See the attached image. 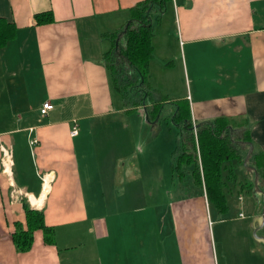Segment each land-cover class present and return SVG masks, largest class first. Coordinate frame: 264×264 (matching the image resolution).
<instances>
[{
  "label": "crops",
  "instance_id": "1",
  "mask_svg": "<svg viewBox=\"0 0 264 264\" xmlns=\"http://www.w3.org/2000/svg\"><path fill=\"white\" fill-rule=\"evenodd\" d=\"M141 1L0 0V17L16 26L0 47V264H264L258 190L251 199L239 194L224 213L194 185L195 192L168 191L166 203L144 207L136 204L138 177L130 207H121L124 177L101 174L105 165L113 169L111 149L135 146L129 124L107 126L104 119L131 110L122 104L126 88L116 84L111 61L118 79L141 84L114 50ZM47 10L53 20L37 23L36 13ZM162 13L174 41L154 32L151 89L157 91L160 66L177 65L184 86L176 101L189 102L194 124L220 116L245 123L253 150L264 151V0H171ZM140 89L142 99L151 94ZM46 101L53 107L43 114ZM160 114L153 109L154 117ZM240 147L248 155L251 144ZM112 195L113 201L103 199ZM24 200L44 211L54 239L47 242L37 229L32 247L19 251L13 233L17 221L26 227Z\"/></svg>",
  "mask_w": 264,
  "mask_h": 264
},
{
  "label": "trees",
  "instance_id": "2",
  "mask_svg": "<svg viewBox=\"0 0 264 264\" xmlns=\"http://www.w3.org/2000/svg\"><path fill=\"white\" fill-rule=\"evenodd\" d=\"M171 0H143L133 8L132 17L123 30L125 42L115 39L119 45L114 47L139 73L140 82L150 91V61L153 57L154 23L153 8L162 13ZM37 23L43 24L53 20L51 10L36 13ZM16 26L0 17V47L15 36ZM113 53L109 55L112 56ZM116 62L110 63L115 81L120 88L121 80L114 68ZM177 109L173 120L185 126L187 134L181 140L180 150L175 165L180 181L190 174L192 184L205 189L208 199L218 211L229 210L227 187L229 181L238 179L237 168L245 163L247 154L241 149V143L252 144L251 136L245 123H236L225 116L194 124L188 101H176ZM161 103H156L154 110H159ZM196 125V128H194ZM196 130V131H195ZM242 131L240 133V131ZM259 175V182L264 184V151H252L247 163ZM184 177V178H183ZM243 187H255L254 182L245 179ZM185 185H183L184 187ZM264 191V189H263ZM26 227L20 221L15 222L14 243L19 251H26L33 245L34 232L42 229L45 240L52 242L54 230L47 225L43 210L32 208L24 200Z\"/></svg>",
  "mask_w": 264,
  "mask_h": 264
},
{
  "label": "rangeland",
  "instance_id": "3",
  "mask_svg": "<svg viewBox=\"0 0 264 264\" xmlns=\"http://www.w3.org/2000/svg\"><path fill=\"white\" fill-rule=\"evenodd\" d=\"M162 15L163 13H161L158 8H153L152 17L155 27L154 32H156L158 37L168 35L169 38H172V41H174L173 37L175 32L172 34L173 29L171 22L169 21L170 18L168 19L167 16L164 18V20L160 21ZM120 42H125L124 37L121 38ZM110 57L111 59L115 57L118 58L119 55L117 53H113ZM119 65L121 70V67H125L123 70L124 73L130 74L131 77H138L137 72L131 69H126L127 66L125 64L119 63ZM160 68L161 70H158L157 73L158 77H156V80L159 84L156 85L157 91L153 90L151 94H145L143 99L141 98V93L145 92H142L140 89L141 86L143 87L142 83L139 84L140 86H136L135 83H133V85L127 84L126 79L125 81L121 80L123 83L122 85H124L123 88H126L127 96L126 102L123 101L122 104H125L127 109L131 110L117 115L115 119L110 117L104 119L107 126L118 125V123L122 125L129 124L130 129L134 132L135 146L133 149L130 148L129 151H121L118 147L117 149H111L110 168L113 167V169L111 171V169L109 170V165H105L103 166L101 172L103 176L114 174V176L119 177L120 179L124 177L123 181L118 183L119 187L121 188L119 199V206L121 207L124 205L130 207L129 204L131 203L129 195L130 192L134 190L135 187L133 185L135 184V181H137L138 177H141V180L139 181V191L142 192V197L141 202L136 204L142 205L144 207L153 206L155 202H157V204L163 205L166 203V201H168L166 196L167 193H165L168 191L171 192L172 196L175 194V192L185 191L188 194L198 190V188L191 187L193 184L191 182V178L188 175L185 178L183 177V181H180L175 169V165L177 164L176 158L180 150L181 140L186 134L185 126L173 120L174 113L176 112L175 103L179 98L178 96L182 94V87L184 86L183 76L181 75L177 65H175L172 69H167L166 67L161 66ZM123 71H120L122 72L121 79H123L125 76ZM167 76L170 79L169 82L174 84V90H171L169 89L170 87H167V84L165 83V78ZM112 91L115 99L117 101L121 100V93L114 84L112 86ZM166 95L169 97L168 100L164 99L166 98ZM144 99L146 100L147 104H150L151 100H154L155 104L161 103V106L158 110V113L161 114L158 118L153 116V108L155 105L145 107V105H143ZM137 100H140L141 103L139 104L141 105L136 108L134 104ZM142 111H144V115L142 114ZM237 172L238 179L236 181L230 180L227 187V197L230 204L235 200V198L239 196V194H241L244 198L247 197L251 199L252 196H255L254 193L256 189H258L256 186L254 189L250 187L245 188L241 184V181H244L245 179H248L255 184L256 174L248 164H240L237 168ZM153 179H157L158 181L155 182ZM183 185L185 186L183 187ZM259 188L260 189L258 193L263 197L261 198L263 203L264 184L259 182ZM122 191L125 193V196H121ZM149 192H154L156 197H150ZM103 199L113 201V195L110 196V198L103 197ZM94 201H98V205H100L96 206L95 208H100L102 203V195L95 197ZM136 202H139V200ZM110 205H112V203ZM212 208L214 210L217 209L213 204ZM237 230L241 232L243 229L238 228ZM261 231H264L263 227L261 228ZM254 232L255 229L252 230V235L255 238ZM255 248L260 249L259 246H255Z\"/></svg>",
  "mask_w": 264,
  "mask_h": 264
},
{
  "label": "water",
  "instance_id": "4",
  "mask_svg": "<svg viewBox=\"0 0 264 264\" xmlns=\"http://www.w3.org/2000/svg\"><path fill=\"white\" fill-rule=\"evenodd\" d=\"M147 117L149 118V116L147 115ZM253 151V145L251 144V147H250V150H249V153H248V155L246 156V159H245V164H247L248 163V160H249V158H250V155H251V152ZM255 174H256V177H255V186L258 188V189H256V190H258L259 191V175L255 172ZM256 192V191H255ZM264 219V218H263ZM263 222H264V220H263ZM255 233H257V229L255 230ZM262 237V236H261ZM263 239H264V237H262Z\"/></svg>",
  "mask_w": 264,
  "mask_h": 264
},
{
  "label": "built area",
  "instance_id": "5",
  "mask_svg": "<svg viewBox=\"0 0 264 264\" xmlns=\"http://www.w3.org/2000/svg\"><path fill=\"white\" fill-rule=\"evenodd\" d=\"M52 107H53L52 103L49 102V101H46V102L43 103V106H42V108H41V112H42L43 114H44V113H47V111H48L49 109H51ZM195 131H196V130H195ZM71 132H72L73 135H74V134H77V133H78L77 127L75 126Z\"/></svg>",
  "mask_w": 264,
  "mask_h": 264
}]
</instances>
